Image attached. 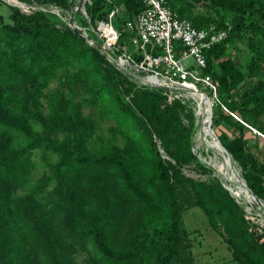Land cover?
Segmentation results:
<instances>
[{"label":"trees","instance_id":"16d2710c","mask_svg":"<svg viewBox=\"0 0 264 264\" xmlns=\"http://www.w3.org/2000/svg\"><path fill=\"white\" fill-rule=\"evenodd\" d=\"M19 1L36 8L0 12V264H194L179 202L202 209L233 260L264 264V223L197 156L188 100L130 77L77 35L62 18L74 0ZM167 3L196 28L227 30L202 68L220 101L211 127L264 201V0ZM114 5L124 22L144 6L91 0L74 20L102 44L97 22Z\"/></svg>","mask_w":264,"mask_h":264},{"label":"built area","instance_id":"2783aa9c","mask_svg":"<svg viewBox=\"0 0 264 264\" xmlns=\"http://www.w3.org/2000/svg\"><path fill=\"white\" fill-rule=\"evenodd\" d=\"M75 9L83 17L87 18L84 4L90 3L91 0H75ZM111 1V0H108ZM143 8L138 11L132 19L125 22L127 29L133 32L131 41L136 50L142 51V59L140 61L126 51L123 47L119 60L123 62L132 71L143 72L142 76L147 77L162 85L188 88L189 91H204L198 86L209 88L210 95L206 93L209 101L220 102L217 98L216 85L208 73H203L202 68L206 65V49L213 44L222 41L227 36V30L224 28H196L186 19H181L170 8L167 0H142ZM118 5H114L108 13V22L98 21L96 35L103 39L102 45L107 50L112 51V45L117 39L118 32L111 23V18L118 10ZM53 11V10H52ZM60 15L59 10H54ZM67 22L66 16H62ZM101 25L108 26L111 35L108 36L101 30ZM84 29V28H83ZM85 30V29H84ZM175 41L181 44V52L175 54ZM94 44L92 41H88ZM146 46L155 47L158 52L152 53L147 50ZM190 56L195 65L184 64V58ZM189 91H170L174 96L184 100Z\"/></svg>","mask_w":264,"mask_h":264},{"label":"rangeland","instance_id":"374dc122","mask_svg":"<svg viewBox=\"0 0 264 264\" xmlns=\"http://www.w3.org/2000/svg\"><path fill=\"white\" fill-rule=\"evenodd\" d=\"M16 2V1H15ZM15 2L11 0H0V12L4 14V16L7 15L9 12V4L15 5ZM22 11H30L31 9L26 8L25 6L21 7ZM51 10H56L55 7H51ZM67 14V13H66ZM117 17L115 18L114 26L119 30L123 31L124 35L120 37L119 41L122 42L123 47H125L126 51L132 54V56L135 58V52L136 49L134 47V44L131 41V36L129 29H127L125 25V19H127V16L123 11L118 8ZM77 20V17H76ZM79 20V18H78ZM155 47H149L146 46L147 50H152ZM142 55V51H138ZM184 64H192L195 65L192 58L190 56L184 58L182 60ZM198 86L206 91L207 94L210 95L211 100L213 98L211 97V92L209 88L206 86H202L198 83ZM191 92L186 93L187 97H185L186 100L191 104L192 108H195V100L190 96ZM217 108V102L212 101L211 110H215ZM264 119V116H263ZM106 128V124L104 123V129ZM247 136H250L249 133H247ZM195 144H194V151H197L199 148L203 146L204 143H206V139L199 133V127H197L196 132L194 133ZM264 139V135H261V140ZM207 147H205L204 152H206ZM209 152H212V156L215 159H217L218 153H215V150L213 148H208ZM221 154L223 153L222 149ZM207 153V152H206ZM205 153V154H206ZM207 156H201V159L207 160ZM237 169L239 170V166L237 165ZM184 172L188 175H194L197 176L199 173L193 172L191 169H184ZM213 174L220 175L216 170L214 169ZM221 176V175H220ZM201 177H205L204 174L201 175ZM238 200L242 202L241 204L244 205V208L248 212L250 216L253 215L254 212H252L251 208H248L246 206L247 202L245 198L240 194L236 195ZM179 206L181 208V225L184 229H186L189 232V237L191 239V246H190V252L193 258L194 264H240L238 261L233 260L231 258V251L228 249L226 244L221 240L220 235L218 232L210 227L207 224L206 215L202 211V209L196 205L193 206H186L185 204H182L179 202ZM255 214V213H254Z\"/></svg>","mask_w":264,"mask_h":264},{"label":"water","instance_id":"95a60500","mask_svg":"<svg viewBox=\"0 0 264 264\" xmlns=\"http://www.w3.org/2000/svg\"><path fill=\"white\" fill-rule=\"evenodd\" d=\"M16 2H15V5H17L18 7H22V6H25L26 8H28V9H31V10H33V9H35L36 8V6L34 5V4H28V3H25V2H22V1H19V0H15ZM75 0H74V2L71 4V6H70V10L67 12V24H68V26L77 34V35H79L84 41H92L93 43H94V45L98 48V50L100 51V52H102L116 67H118L120 70H122L124 73H126L127 75H129L130 77H132V78H135V79H137V80H139L140 82H143V83H146V84H148V85H150V86H154V87H158V88H162V89H165V90H168V91H189V89L188 88H183V87H175V86H169V85H162V84H158V83H155V82H153V81H150L147 77H145V76H141V75H139V74H137L136 72H134V71H132L131 69H129L127 66H125L124 64H123V62L122 61H120L118 58L116 59V58H114L110 53H109V51L107 50V48L104 46V45H102V44H100V43H98L97 41H95L87 32H86V30H84L83 29V27L82 26H80L75 20H74V13L75 12H77V9H75ZM30 10V11H31ZM201 94H202V99L204 100V101H209V98H208V96L206 95V93L205 92H203V91H199ZM194 114H195V116H196V120H195V124H197L198 125V127H199V131L201 132V128H202V126H203V124H204V119H202V117H200V116H198L195 112H194ZM211 117H212V111H211V114L210 115H208V121H207V123H206V126H207V128H208V135H204V134H201L205 139H215V140H217V141H219V139L217 138V136H216V134H215V132H214V130H213V128L211 127ZM219 143V145H220V148L222 149V151H223V153H222V155H224V157H228V158H230L231 160H234L233 158H232V155H231V153L228 151V149L225 147V146H223L221 143H220V141L218 142ZM209 148L211 149L212 147L211 146H209ZM222 155H220L219 153H218V157L219 158H224V157H222ZM203 160V159H202ZM207 165H209V166H211L209 163H208V161L207 160H203ZM222 177V176H221ZM223 178V177H222ZM224 179V178H223ZM224 181L226 182L225 184H224V186L231 192V193H233V195H235L236 196V193H235V191H233V188H235L236 187V185H238L236 182H234V181H231V180H229V179H227V178H225L224 179ZM239 182L240 183H242V184H244V188H245V194L247 195V196H244L243 195V197L245 198V200H251V199H257V200H259V201H262L260 198H258L257 196H256V194L248 187V185L246 184V182H245V180L239 175ZM250 202V201H249ZM254 212H255V214L257 215V214H259L260 215V212L259 211H257L256 209H254ZM261 222L262 223H264V217H263V219L261 220Z\"/></svg>","mask_w":264,"mask_h":264},{"label":"bare ground","instance_id":"6f19581e","mask_svg":"<svg viewBox=\"0 0 264 264\" xmlns=\"http://www.w3.org/2000/svg\"><path fill=\"white\" fill-rule=\"evenodd\" d=\"M13 2H15V0H11ZM101 30L107 34L108 36L111 35L110 31L111 29L106 26V25H101ZM190 96L195 100V108H194V112L202 117V119H204V124L201 128V132L199 131V133L201 134H206L208 135V128L206 126L207 123V119H208V115L211 114V102L210 101H204L202 99V94L199 91L193 90L191 91ZM206 138V137H205ZM218 138V137H217ZM195 138H194V144H195ZM219 141L217 140H209L206 139V143L203 144V146L201 148H199L196 152L197 156H199L201 158L202 150H205V147H207L206 152H207V161L208 163L216 170V172H218L224 179L227 178L231 181L236 182L238 185H236L235 188H233V191H235L236 195H244L247 196L245 194V188H244V184L239 182V175L240 174V170L237 169V164L234 160H231L228 157H224V155H222L220 152V145L218 143ZM209 146H211L214 150L215 153L219 152L220 155H222V157L224 158H219L217 156V159H215L214 157H211L213 154L212 152H209ZM242 177V176H241ZM250 201V202H249ZM247 204L246 206L248 208H251L252 210L256 209L257 211L260 212V215L257 214V216L259 217L260 220L263 219L264 217V201H259L257 199H249L246 200Z\"/></svg>","mask_w":264,"mask_h":264}]
</instances>
